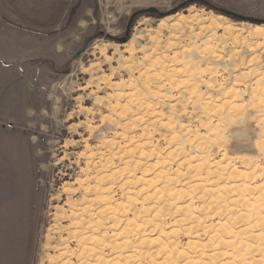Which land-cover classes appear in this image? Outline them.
I'll list each match as a JSON object with an SVG mask.
<instances>
[{
  "label": "rangeland",
  "instance_id": "obj_1",
  "mask_svg": "<svg viewBox=\"0 0 264 264\" xmlns=\"http://www.w3.org/2000/svg\"><path fill=\"white\" fill-rule=\"evenodd\" d=\"M66 1L0 125V264H264V0Z\"/></svg>",
  "mask_w": 264,
  "mask_h": 264
},
{
  "label": "crops",
  "instance_id": "obj_2",
  "mask_svg": "<svg viewBox=\"0 0 264 264\" xmlns=\"http://www.w3.org/2000/svg\"><path fill=\"white\" fill-rule=\"evenodd\" d=\"M65 1L0 0V125L31 121L37 85L78 43V25H65L74 2Z\"/></svg>",
  "mask_w": 264,
  "mask_h": 264
},
{
  "label": "water",
  "instance_id": "obj_3",
  "mask_svg": "<svg viewBox=\"0 0 264 264\" xmlns=\"http://www.w3.org/2000/svg\"><path fill=\"white\" fill-rule=\"evenodd\" d=\"M147 11L148 12H157V10L153 7L148 8ZM125 40H126L125 37L119 39V41H121V42H124Z\"/></svg>",
  "mask_w": 264,
  "mask_h": 264
},
{
  "label": "bare ground",
  "instance_id": "obj_4",
  "mask_svg": "<svg viewBox=\"0 0 264 264\" xmlns=\"http://www.w3.org/2000/svg\"><path fill=\"white\" fill-rule=\"evenodd\" d=\"M161 23V22H160ZM162 24V23H161ZM255 29H257V30H261V29H263V27L261 26V25H255ZM132 39V38H131ZM130 41V40H129ZM132 42V41H131ZM129 44V43H128ZM127 44V45H128ZM133 44V43H132ZM123 46V45H122ZM127 47V46H126ZM128 48H132V47H128ZM261 239H263L264 240V237L262 236L261 237Z\"/></svg>",
  "mask_w": 264,
  "mask_h": 264
}]
</instances>
